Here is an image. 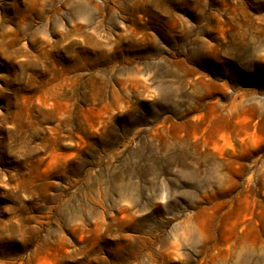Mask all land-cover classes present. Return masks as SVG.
<instances>
[{
	"label": "rangeland",
	"instance_id": "374dc122",
	"mask_svg": "<svg viewBox=\"0 0 264 264\" xmlns=\"http://www.w3.org/2000/svg\"><path fill=\"white\" fill-rule=\"evenodd\" d=\"M0 264H264V0H0Z\"/></svg>",
	"mask_w": 264,
	"mask_h": 264
}]
</instances>
